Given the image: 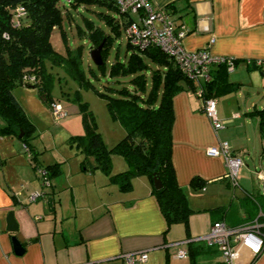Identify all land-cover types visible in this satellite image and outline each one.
<instances>
[{"label": "crops", "instance_id": "0c3cea01", "mask_svg": "<svg viewBox=\"0 0 264 264\" xmlns=\"http://www.w3.org/2000/svg\"><path fill=\"white\" fill-rule=\"evenodd\" d=\"M150 3L172 14L176 30L183 26L186 33L182 42L187 50L206 47L212 54L238 60L229 71V79L239 86L216 96L217 115L223 122L218 130L213 129L201 110V99L192 89H182L172 97L171 160L177 183L193 209L188 231L182 222L168 225L165 221L147 175H134L131 188L121 190L100 168L82 170V154L77 149L60 157H42L43 150L32 139L40 166L50 162L61 165L60 172L49 177V184H42L30 156L16 149L12 140L15 136L0 135V264H124L122 255L138 250L147 252L146 260L138 264H227L214 246L204 244L201 236L214 220L224 219L234 226L264 209L258 170L256 182L243 162L238 168L239 185L233 186L224 177V158L205 153L208 145L224 139L240 156L249 135H242L243 145L235 139L237 134L227 132L228 140L226 131H222L226 127L223 120L240 118L233 127H242L250 122L245 119L249 117L253 118L254 139L260 140V153L264 155V126L260 128L257 115L246 112L264 107V0ZM211 38L214 41L210 43ZM111 163V173L128 166L118 154L111 156ZM195 175L203 181L202 187L190 183ZM37 191L41 194L31 199L29 195ZM10 210L17 220L15 231L6 228ZM13 235L24 246L21 254L13 250ZM190 240L204 244L194 263L188 252L183 257L176 255L179 249L187 251ZM240 255L243 264H264V248L252 259L245 248L240 249Z\"/></svg>", "mask_w": 264, "mask_h": 264}, {"label": "trees", "instance_id": "16d2710c", "mask_svg": "<svg viewBox=\"0 0 264 264\" xmlns=\"http://www.w3.org/2000/svg\"><path fill=\"white\" fill-rule=\"evenodd\" d=\"M67 1L69 6L75 8L78 5L88 7L95 13L97 20H102L107 26L105 29L93 17L84 16L85 24L83 27L79 25L77 30L78 35H86L90 49L102 43V63L95 66L114 85L106 84L99 93L105 99L111 118L125 129V134L119 140L106 145L96 127L95 117L86 115L90 112L87 103L80 100L79 91L75 89L71 97L78 100L80 110L83 109L85 131L82 135L69 136V146L74 144L82 154V170L100 168L121 190L131 188L134 175H147L165 221L168 225L182 222L188 231V217L193 209L177 183L171 160L174 119L172 97L182 89H192L196 93L200 83L180 68L174 56L162 51L156 44L141 48L132 44L126 27L136 19L135 15L122 10L116 0ZM66 13L67 16L70 14L69 7ZM62 20L59 0H0V135H12L20 139L42 184L45 178L50 181V176L58 174L61 165L59 162L44 166L37 163L38 151L30 142L34 136L35 122L14 94V86L20 83L37 86L40 93L44 92L42 96L48 98L45 90L51 85L53 72L47 67V62L50 68L56 65L64 67L80 87L93 88L89 76L97 77L94 68L89 67L87 70L83 66V44L80 43L76 48L68 46L65 53L54 49L50 41L54 25L59 27L62 38H66ZM123 33L126 44L122 58L118 45L113 53L111 49L116 38ZM234 60L237 63L238 60ZM210 73V79L201 85L205 94L203 97H216L239 86L229 79L225 63L213 64ZM29 77H33L32 80ZM246 112L257 115L260 128L264 126V107H253ZM112 154L122 156L128 164L127 168L111 173ZM154 173L160 177L159 188L153 185ZM190 183L195 188L204 185L197 175L192 177ZM257 202L263 207L259 200ZM187 245L188 255L194 263L195 256L202 251L204 244L190 240Z\"/></svg>", "mask_w": 264, "mask_h": 264}, {"label": "rangeland", "instance_id": "374dc122", "mask_svg": "<svg viewBox=\"0 0 264 264\" xmlns=\"http://www.w3.org/2000/svg\"><path fill=\"white\" fill-rule=\"evenodd\" d=\"M67 2V0H59V5L62 10V25L67 32L66 38H62L59 27L54 25L51 30L50 41L54 49L58 50L60 53H65L68 46L70 48H76L80 43L83 44L81 50L83 66H85L87 70L89 67H92L97 73V77L89 76L93 88L83 85L80 87L77 81L67 74L64 67L56 65L50 68L48 62L47 67L53 72L51 85L45 90L48 98L42 96L44 92H41V94L37 86H29L25 83H20L13 88L14 94L18 97L24 110L26 109L25 112L35 122V132L31 140L34 139L33 142H36L38 148L43 150L41 153L42 157L47 158H50L53 154L60 157L61 155H66L65 153L68 152L70 154L76 153L73 150L76 149L75 145L72 144L69 147V140H67V138L72 135H82L85 131L83 109L80 110L79 101L71 97L74 96L75 89L79 91L80 100L87 103V109L90 112L86 115H88L89 118H92V116L95 117L96 127H98L101 139H103L106 145L113 144L125 134L124 127L117 120L111 118L105 99L99 93V90H104L106 84L114 85V82H111L110 78L107 76L105 77L100 74L99 69L95 66L89 54L90 42L86 35H78L77 30L79 25L82 27L84 26V16L93 17L95 21L105 29H107V26L102 20H97L98 18L95 16V13L91 9H88V7L78 5V7L75 8L69 6ZM67 7L70 9V14L68 16L66 13ZM125 44V34L123 33L120 37L116 38L111 53L114 52L115 46L118 45V52L123 58ZM108 64L109 61L107 62V65ZM67 95L70 97L67 98ZM52 101L60 102L66 110V113L59 119H56L52 114L50 105ZM245 119H248L250 122L242 127H239V125L238 127H233L237 125V123H240V118L233 120V118L230 117L228 120H223L226 127L223 128L222 131L225 130L226 133L231 132L237 134L235 135L236 138H234L236 140L239 139L240 145L244 144L242 146L243 148H241L243 150H240V157L244 160V164H247L246 166L252 170L253 180L257 182V178H255L256 171L264 169V155L260 153L262 144H260L258 138L254 139L253 122H251L253 118L245 117ZM245 131L246 133H244ZM243 134L244 136H246L245 134L249 135V139L244 141V143L243 140L245 138L242 136ZM226 138L228 140L230 138L228 133ZM12 140L17 145L16 149L23 155L25 153L23 150V143L17 137ZM260 181L258 183L259 192L264 194V190L261 189L262 181Z\"/></svg>", "mask_w": 264, "mask_h": 264}, {"label": "built area", "instance_id": "2783aa9c", "mask_svg": "<svg viewBox=\"0 0 264 264\" xmlns=\"http://www.w3.org/2000/svg\"><path fill=\"white\" fill-rule=\"evenodd\" d=\"M120 4L122 10H128L135 15L126 27L127 36L131 43L141 48L150 44H156L162 51H166L174 56L180 68L191 78L198 80V88L196 94L201 98L202 109L209 118L213 129L216 131L223 126V122L219 119L216 109L217 97L204 96L203 81L210 79V67L215 63H225L227 70L234 69L236 62L233 56H224L212 54L206 47L187 50L183 45V36L186 30L174 26L172 14L167 9L156 8L150 0H116ZM214 39H210V43ZM33 77H29L32 80ZM205 95V94H204ZM52 114L59 119L66 113L60 102L52 101L50 103ZM27 150V146L24 144ZM205 153L211 156H222L226 165L224 177L233 186H238L239 167L243 164L242 157L233 153L227 140H218V143L208 145ZM44 173V170H42ZM257 175L262 181L261 189L264 190V169L258 170ZM49 180L45 178L44 184H49ZM41 192L33 193L31 199H35ZM43 194V193H42ZM201 240L207 246H214L220 256L227 264H243L240 255V249L245 248L251 254L252 259L260 254L264 248V212L259 210L258 214L245 222L228 225L224 219L214 220L207 231L201 236ZM185 249H179L176 255L183 257L186 255ZM146 250H138L127 252L122 255L124 264H138L139 261L146 260Z\"/></svg>", "mask_w": 264, "mask_h": 264}, {"label": "water", "instance_id": "95a60500", "mask_svg": "<svg viewBox=\"0 0 264 264\" xmlns=\"http://www.w3.org/2000/svg\"><path fill=\"white\" fill-rule=\"evenodd\" d=\"M101 47H102V43H100L99 45H97L95 47H92V49L89 50V54L91 56V59L95 64L102 63V54H100ZM19 136H21V133ZM160 184H161L160 177H158L157 174L154 173L153 185L156 188H159V186H161ZM48 202H49V204L51 203L50 199H48ZM6 216H7L6 217V222H7L6 228H8L10 231H15L17 229V220L14 216L13 210L8 211ZM11 241L13 243L14 252L18 253V254L23 253L24 246L22 245L21 241L18 240L16 235L11 236Z\"/></svg>", "mask_w": 264, "mask_h": 264}]
</instances>
